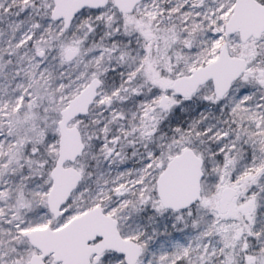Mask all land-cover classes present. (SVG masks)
Here are the masks:
<instances>
[{
  "label": "snow or ice",
  "instance_id": "snow-or-ice-1",
  "mask_svg": "<svg viewBox=\"0 0 264 264\" xmlns=\"http://www.w3.org/2000/svg\"><path fill=\"white\" fill-rule=\"evenodd\" d=\"M0 264H264V0H0Z\"/></svg>",
  "mask_w": 264,
  "mask_h": 264
}]
</instances>
